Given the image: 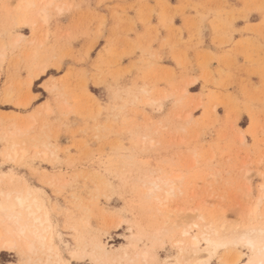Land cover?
I'll return each mask as SVG.
<instances>
[{
	"label": "rangeland",
	"instance_id": "374dc122",
	"mask_svg": "<svg viewBox=\"0 0 264 264\" xmlns=\"http://www.w3.org/2000/svg\"><path fill=\"white\" fill-rule=\"evenodd\" d=\"M22 1L0 0V136L22 129L29 152L8 161L0 140V172L15 175L0 187L42 188L61 257L93 264L95 235L126 244L156 175L173 179L175 217L238 222L264 183V0H54L45 17Z\"/></svg>",
	"mask_w": 264,
	"mask_h": 264
},
{
	"label": "bare ground",
	"instance_id": "6f19581e",
	"mask_svg": "<svg viewBox=\"0 0 264 264\" xmlns=\"http://www.w3.org/2000/svg\"><path fill=\"white\" fill-rule=\"evenodd\" d=\"M53 1L40 0L42 6L37 9V14L45 17V8ZM33 3L35 2L32 0H23L19 8L26 10L35 5ZM20 37L19 34L16 39L19 40ZM44 72L45 67L35 75L28 76L27 94L32 99L37 95L30 91V85L34 77H39ZM48 83L46 87L52 88L50 82ZM40 105L46 107L45 111L49 110L46 101ZM21 131L22 129L14 127L8 130L7 134L3 132L0 136V140L4 141L3 156L14 163L22 161L29 152V147L26 149L24 144L13 139V136L20 137L18 135ZM241 138L243 139V136ZM32 147L34 154L41 153L46 156L45 150H40L36 145ZM13 176L8 172H0V185L5 179L11 184L15 178V175ZM179 177V174H175L173 178ZM152 178H146L147 182L139 187L147 199L145 208L148 209L146 210L148 214L143 216L144 220L135 215L127 225L129 230L126 236L127 243L113 249L108 247L112 246L111 244L107 245L103 241V235H95L89 242L93 264H212V261L218 264H264V183L258 185L259 193L256 198L242 208L243 212L239 213L240 220L231 223L229 222L231 219H225L223 211L219 217L214 215V212L203 213L191 209L189 210L191 215H186L187 217L182 219L175 217L168 211L169 209L166 210L167 202L174 194L173 179H170L171 177L164 179L157 175L155 179ZM181 192H184V189ZM42 193V188L39 189L27 181L15 191L0 187V252L16 253L22 261L27 262L42 260L43 264H70L61 257L59 248L54 243V228L50 212L41 197ZM116 223V226L121 227L119 225L127 222L125 218L118 216ZM86 246L88 245L85 243H78L75 248L81 252Z\"/></svg>",
	"mask_w": 264,
	"mask_h": 264
}]
</instances>
